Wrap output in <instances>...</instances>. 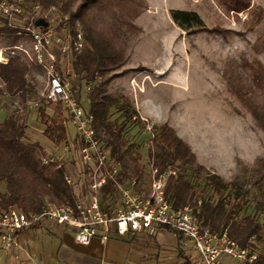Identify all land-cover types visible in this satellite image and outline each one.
<instances>
[{"label":"trees","instance_id":"16d2710c","mask_svg":"<svg viewBox=\"0 0 264 264\" xmlns=\"http://www.w3.org/2000/svg\"><path fill=\"white\" fill-rule=\"evenodd\" d=\"M22 1L39 4L45 10L55 7L68 15L71 32L75 23L81 24L84 48L72 58L71 74L86 88L89 87L86 99L94 119L96 138L110 148L111 157L121 166L124 180L135 177L146 184L147 162L141 164L139 148L125 136L128 125L140 123L137 112L126 96L109 91L112 76L127 64L130 42L142 32L135 20L146 10L145 0ZM215 1L226 12L241 13L251 7V0ZM169 15L186 34L206 31L204 21L196 12L170 10ZM261 16L255 11L251 13V17L258 20ZM0 24H3L0 34L15 36L14 30L4 25L2 19ZM260 45L264 51V41ZM253 51L256 56L261 52L256 47ZM28 65L19 56H11L7 64H0V82L4 84L0 88V99L4 93L13 96L33 91L26 78L30 69ZM222 76L228 92L264 135L263 64L257 57L252 61L243 58L238 64L225 68ZM112 110L118 114L115 120H111ZM52 111L50 116L40 106L37 109L38 121L44 127L43 136L59 146L69 141L67 127L63 123L66 114L59 104H55ZM26 127L16 111L7 112L5 119L0 121V212L14 207L25 213H38L46 200L58 205L74 204L77 199L75 186L65 181L70 171L66 166L44 165L42 159L46 153L39 144L28 142ZM154 131L146 155L158 170L170 167L176 171V176L169 178L165 187V196L173 207H193L201 226L218 234L226 233L241 247L248 246L251 238L258 243L264 241V223L259 218L264 212V161L257 160L250 169L241 167L242 180L227 182L199 164L190 146L169 125H156ZM76 143L75 139L74 146ZM77 164L76 160L70 163L72 167ZM246 184L255 192L251 200L253 213L249 215H243L247 204ZM39 228L34 227L33 230ZM163 230L173 234L167 228ZM176 242L178 248L182 246L180 238L176 237ZM180 255L184 264L194 263V259L183 252ZM254 264H264V254H257Z\"/></svg>","mask_w":264,"mask_h":264},{"label":"rangeland","instance_id":"374dc122","mask_svg":"<svg viewBox=\"0 0 264 264\" xmlns=\"http://www.w3.org/2000/svg\"><path fill=\"white\" fill-rule=\"evenodd\" d=\"M145 4L146 10L135 20L142 32L130 42L127 64L114 73L109 83L110 93L126 96L138 115L140 123L128 125L126 138L139 148L143 165L152 133L155 135L154 126L166 123L190 146L199 164L227 182L242 180L241 167L250 169L257 160L264 161V135L228 92L222 73L243 58L252 61L257 57L264 66L260 45L264 41V0H251L250 10L241 13L226 12L215 0H145ZM170 10L196 12L206 31L186 34L172 22ZM254 11L262 14L261 19L251 17ZM20 41L17 36L0 34V49ZM254 47L261 51L258 56ZM28 66L26 78L33 91L2 97L0 121L7 112L16 111L20 122L27 126L28 142L39 144L48 157L63 156L66 160L70 176L75 182L78 180L75 194L80 197V166L70 165L71 160L77 161V154L65 155L62 144L55 146L48 141L43 136L37 109L25 108L27 100L37 101L51 116L55 106L44 98L41 70ZM70 83L86 108L84 83L72 74ZM144 105L152 115H144ZM117 117L112 110L111 120ZM67 131L71 141L75 128L68 124ZM244 189L248 193L243 215H249L253 213L251 200L255 192L247 184ZM259 218L264 223V212ZM52 237L50 231L42 229L25 243L19 241L18 248L11 251H5L0 243V264H52L45 260L55 252ZM125 240L130 245L125 243L129 253L135 252L134 264H184L182 252L195 261V254L182 246L178 248L176 237L163 229L151 237ZM255 244L256 253L264 254V241Z\"/></svg>","mask_w":264,"mask_h":264},{"label":"built area","instance_id":"2783aa9c","mask_svg":"<svg viewBox=\"0 0 264 264\" xmlns=\"http://www.w3.org/2000/svg\"><path fill=\"white\" fill-rule=\"evenodd\" d=\"M40 18L46 27L35 24ZM0 19L21 38L18 44L0 49V64H7L11 56H19L41 70L45 100L61 105L66 114L64 125L75 128L74 139L63 143L62 150L65 155L77 154L83 187L74 204L58 205L46 200L38 213H25L14 207L0 212V243L5 251L18 248L23 232L47 223L70 230L74 243L80 246H88L93 239L104 243L110 238L153 236L167 228L181 239L183 248L195 254V264H254L257 259L254 238L248 241V246L241 247L226 233L218 234L201 226L193 207H173L165 196V187L168 179L176 176L174 169L167 167L160 171L146 158V184L135 177L123 179L121 166L111 157L110 148L96 138L87 99L85 108L70 83L72 58L84 48L79 22L71 32L68 15L55 7L45 10L39 4L22 0H0ZM3 86L0 82V88ZM9 96L4 93L2 97ZM38 107L37 101L25 103L28 111ZM42 163L60 168L66 165V160L63 156H46ZM65 181L70 186L78 183L70 174Z\"/></svg>","mask_w":264,"mask_h":264},{"label":"crops","instance_id":"0c3cea01","mask_svg":"<svg viewBox=\"0 0 264 264\" xmlns=\"http://www.w3.org/2000/svg\"><path fill=\"white\" fill-rule=\"evenodd\" d=\"M141 107L144 115L153 114L146 105ZM42 229L53 234L51 244L55 245V252L45 258L52 264H134L135 252L129 253L127 249L130 245L126 243L125 238L131 240L134 237H150L147 235L117 237L110 238L104 243L93 239L88 246H80L74 243L70 230L47 223L39 230L23 232L20 235V242L25 243L29 236Z\"/></svg>","mask_w":264,"mask_h":264},{"label":"water","instance_id":"95a60500","mask_svg":"<svg viewBox=\"0 0 264 264\" xmlns=\"http://www.w3.org/2000/svg\"><path fill=\"white\" fill-rule=\"evenodd\" d=\"M35 24L37 26H43V27H46V25H47L46 22L43 19H41V18L36 20Z\"/></svg>","mask_w":264,"mask_h":264}]
</instances>
